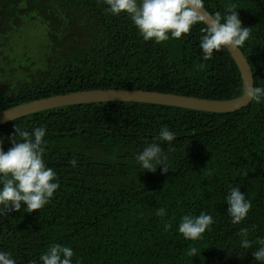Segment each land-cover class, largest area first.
Returning a JSON list of instances; mask_svg holds the SVG:
<instances>
[{
	"label": "trees",
	"instance_id": "obj_1",
	"mask_svg": "<svg viewBox=\"0 0 264 264\" xmlns=\"http://www.w3.org/2000/svg\"><path fill=\"white\" fill-rule=\"evenodd\" d=\"M203 3L214 18L234 9L250 29L240 49L255 86L264 87V0ZM107 7L105 0H0V113L98 90L212 101L244 93L226 48L202 60L208 27L202 21L157 44L145 41L126 13ZM39 26L40 55L33 57L28 45L17 51V41ZM164 126L176 135L172 144L157 141L169 170L146 172L136 156ZM15 127L46 128L43 159L60 184L42 209L30 213L22 205L0 215V251L16 264H42L39 257L53 244L73 249L72 264H258L252 252L264 239V101L228 114L131 102L63 107L0 126L5 151ZM232 187L252 202L239 224L227 214ZM160 208L164 217L156 215ZM201 212L214 223L201 239L186 240L178 232L182 217ZM242 228L251 248L241 247ZM192 247L195 257L187 254Z\"/></svg>",
	"mask_w": 264,
	"mask_h": 264
},
{
	"label": "clouds",
	"instance_id": "obj_2",
	"mask_svg": "<svg viewBox=\"0 0 264 264\" xmlns=\"http://www.w3.org/2000/svg\"><path fill=\"white\" fill-rule=\"evenodd\" d=\"M107 12L118 15L126 13L139 34L145 41L153 40L159 44L170 38L179 39L182 34H188L193 25L203 21V0H105ZM223 20V22H222ZM200 39L199 47L202 49L203 61L212 59L213 53L224 48L238 49L250 37V29L243 27L242 22L234 9H229L222 18L219 13L206 29ZM199 67L202 69L204 64ZM250 101L260 103L264 101V87H251L247 90ZM20 139H16V136ZM45 127L34 128L31 132L15 127V135L10 137L12 146L5 151L3 139L0 138V215L7 211H21L25 205L28 212L38 211L49 203L60 184L56 173L47 167L44 159ZM176 135L164 126L159 131L156 141L144 147L136 156L146 172L155 173L158 168L167 173L169 168L164 163L167 156L161 144L157 141L172 144ZM171 150V149H169ZM76 167L77 161H69ZM160 165V167H157ZM228 204L227 214L233 224L241 223L252 208L251 200L241 193L239 187H232L225 197ZM24 208V209H25ZM157 216L164 217L166 211L160 208ZM214 223L213 217L201 212L199 216L184 215L178 226V232L186 240H199ZM166 230L168 225L165 226ZM241 247L251 248L252 241L248 239V229H240ZM260 247L252 252L258 264H264V239L256 241ZM197 249L192 247L188 251L191 257L196 256ZM74 251L71 247L59 244L51 245L47 252L39 259L42 264H72ZM0 264H16L10 253L0 251ZM35 264V262H33Z\"/></svg>",
	"mask_w": 264,
	"mask_h": 264
},
{
	"label": "water",
	"instance_id": "obj_3",
	"mask_svg": "<svg viewBox=\"0 0 264 264\" xmlns=\"http://www.w3.org/2000/svg\"><path fill=\"white\" fill-rule=\"evenodd\" d=\"M201 14H204L202 22L206 26H210L214 21V17L205 8H203ZM227 51L237 64L243 80L244 93L237 99L229 101H212L147 91H87L43 99L1 112L0 126L48 110L109 102L153 104L215 114L234 113L247 107L252 102L247 98L246 93L248 89L255 86V83L252 69L241 49H232L229 47Z\"/></svg>",
	"mask_w": 264,
	"mask_h": 264
},
{
	"label": "rangeland",
	"instance_id": "obj_4",
	"mask_svg": "<svg viewBox=\"0 0 264 264\" xmlns=\"http://www.w3.org/2000/svg\"><path fill=\"white\" fill-rule=\"evenodd\" d=\"M45 39L44 31L41 27H34L33 29L26 32V38L23 41L18 40L17 51L25 52V46H29V53L33 57L40 55V48Z\"/></svg>",
	"mask_w": 264,
	"mask_h": 264
}]
</instances>
